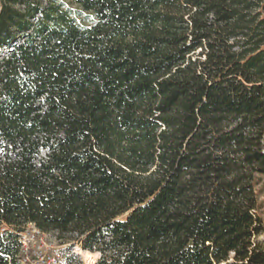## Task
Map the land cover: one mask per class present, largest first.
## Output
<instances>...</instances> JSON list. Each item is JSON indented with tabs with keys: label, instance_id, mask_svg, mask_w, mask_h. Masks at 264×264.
I'll return each mask as SVG.
<instances>
[{
	"label": "trees",
	"instance_id": "trees-1",
	"mask_svg": "<svg viewBox=\"0 0 264 264\" xmlns=\"http://www.w3.org/2000/svg\"><path fill=\"white\" fill-rule=\"evenodd\" d=\"M74 3L0 0V264H264V0Z\"/></svg>",
	"mask_w": 264,
	"mask_h": 264
},
{
	"label": "rangeland",
	"instance_id": "rangeland-1",
	"mask_svg": "<svg viewBox=\"0 0 264 264\" xmlns=\"http://www.w3.org/2000/svg\"><path fill=\"white\" fill-rule=\"evenodd\" d=\"M54 1L71 11L76 10L74 0ZM256 193L258 213L264 226V176L257 179ZM20 238L24 251L27 250L28 262L26 264H95L100 256L98 253L92 261L86 260L82 254L83 249L78 243L58 239L54 233H39L31 226L25 227L20 233ZM259 239L264 244V232Z\"/></svg>",
	"mask_w": 264,
	"mask_h": 264
},
{
	"label": "bare ground",
	"instance_id": "bare-ground-1",
	"mask_svg": "<svg viewBox=\"0 0 264 264\" xmlns=\"http://www.w3.org/2000/svg\"><path fill=\"white\" fill-rule=\"evenodd\" d=\"M82 254L86 260L92 261L94 257L98 255V252H90L88 250H82Z\"/></svg>",
	"mask_w": 264,
	"mask_h": 264
}]
</instances>
